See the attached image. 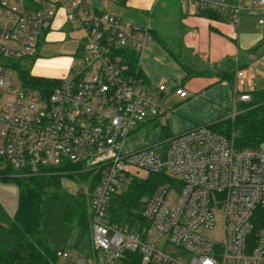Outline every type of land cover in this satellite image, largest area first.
<instances>
[{
  "label": "built area",
  "instance_id": "obj_1",
  "mask_svg": "<svg viewBox=\"0 0 264 264\" xmlns=\"http://www.w3.org/2000/svg\"><path fill=\"white\" fill-rule=\"evenodd\" d=\"M178 1L233 27L246 11L264 12V0L250 8L246 0ZM58 9L82 33L73 53L77 63L53 79L49 91L23 85L18 69L37 55ZM151 41L148 23L123 21L89 3L81 8L79 0H0V163L14 175L39 168L88 174L67 191L93 185L90 256L57 251L65 264H264V148H237L206 126L159 138L171 109L165 99L186 92L143 87L138 62ZM253 79L250 68L235 71L234 106L249 101ZM147 122L158 137L127 148V138ZM139 171L164 180L144 199V225H116L108 217L109 200L144 178ZM167 246L189 261L164 254Z\"/></svg>",
  "mask_w": 264,
  "mask_h": 264
},
{
  "label": "crops",
  "instance_id": "obj_2",
  "mask_svg": "<svg viewBox=\"0 0 264 264\" xmlns=\"http://www.w3.org/2000/svg\"><path fill=\"white\" fill-rule=\"evenodd\" d=\"M48 1L58 5L61 0ZM79 1L81 8L89 3L92 8L121 20L133 19L123 21L149 24L152 41L138 62L143 87L150 92L164 85L170 91L179 87L186 92L182 99L168 95L172 111L160 133H182L231 116L237 69L250 68L253 89H264V65L260 62L264 58V25H258L260 19L264 20L262 11L244 12L239 26L233 27L224 21L201 17L189 5L181 8L178 0H125L122 8L115 6L114 0H107L110 4L104 0ZM254 1L257 0H246L247 7ZM64 16L63 9L56 11L49 29L41 36L37 57L43 43L53 44L64 40L73 30L79 31L74 24L65 22ZM166 37H177L172 48L164 44L170 41ZM230 67L234 71L232 85L219 77ZM186 69L201 74L187 76ZM151 133L145 138L140 129L136 130L127 138L126 147L133 149L152 142L159 134L157 130Z\"/></svg>",
  "mask_w": 264,
  "mask_h": 264
},
{
  "label": "trees",
  "instance_id": "obj_3",
  "mask_svg": "<svg viewBox=\"0 0 264 264\" xmlns=\"http://www.w3.org/2000/svg\"><path fill=\"white\" fill-rule=\"evenodd\" d=\"M124 4L125 0H114V5L119 8ZM198 15L223 21L213 12L199 11ZM135 62L136 58L131 57L133 69ZM186 70L187 76L201 74ZM137 75L140 77L139 70ZM18 76L23 85L44 91L56 84L53 79L31 75L26 65L18 69ZM219 77L232 85L234 71L230 67ZM248 93L249 101L238 102L231 117L205 126L232 138L237 148H264V89H252ZM64 170L66 173L59 169L39 168L32 174L14 175L8 165L0 163V181L14 184L17 190L16 208L11 217L0 205V264H54L58 259L55 253L65 249L72 250L77 256H90L88 203L93 185H88L86 191L71 194L62 187V179L85 182L88 174L72 168ZM163 180V175L151 174L132 179L123 192L110 198V222L131 229L136 224L144 225L140 218L144 199Z\"/></svg>",
  "mask_w": 264,
  "mask_h": 264
},
{
  "label": "rangeland",
  "instance_id": "obj_4",
  "mask_svg": "<svg viewBox=\"0 0 264 264\" xmlns=\"http://www.w3.org/2000/svg\"><path fill=\"white\" fill-rule=\"evenodd\" d=\"M92 2H94V0H92ZM104 2L110 4V2L107 0H104ZM123 20H133V19L130 17H125ZM80 36H81L80 31L73 30V32L69 33L68 37H65V39L62 41H57L53 44L43 43L42 46L40 45L41 46L39 51L40 56L38 57L36 56L33 59L27 60L25 62V65L29 69V73L32 75L42 76L49 79H61L65 77L67 70L72 65H75L77 63V59L75 58L73 52L76 47L75 40H78ZM166 38L167 39L169 38L172 43H170V41H167L164 42V44L172 48L173 44H175V42L177 41V37H166ZM164 102L166 104H169L170 97H167ZM171 111L172 110H170L169 112ZM168 113H166L165 118ZM138 129H140L142 132V134L140 135L147 138L154 129L153 123L147 122ZM166 136H169V134L164 131L163 133H160L159 138H164ZM137 174L139 177H144V178L146 177L143 171H139ZM61 184L62 187L66 190H72L75 187V183L67 179H62ZM16 201H17V190L14 184L10 182L0 181V205L3 207L4 211L9 217H11L14 214L16 208ZM162 251L167 256L182 263H186L190 259V256L188 254L177 248L167 246ZM65 253L67 255L75 256V253L70 249H65ZM54 264H65V263L61 259H57Z\"/></svg>",
  "mask_w": 264,
  "mask_h": 264
},
{
  "label": "water",
  "instance_id": "obj_5",
  "mask_svg": "<svg viewBox=\"0 0 264 264\" xmlns=\"http://www.w3.org/2000/svg\"><path fill=\"white\" fill-rule=\"evenodd\" d=\"M160 97V96H159Z\"/></svg>",
  "mask_w": 264,
  "mask_h": 264
}]
</instances>
